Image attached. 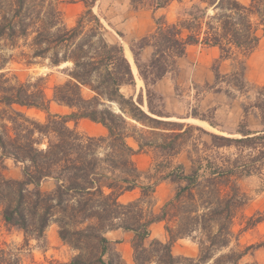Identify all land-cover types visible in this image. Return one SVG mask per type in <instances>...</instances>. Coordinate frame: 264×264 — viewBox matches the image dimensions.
<instances>
[{
	"label": "trees",
	"instance_id": "trees-1",
	"mask_svg": "<svg viewBox=\"0 0 264 264\" xmlns=\"http://www.w3.org/2000/svg\"><path fill=\"white\" fill-rule=\"evenodd\" d=\"M62 1L0 0V209L5 223L21 228L27 241L42 239L56 223L62 240L78 250L71 264H128L114 258L112 241L105 235L114 230L134 233V264H240L245 253L231 247L233 223L248 197L238 181L264 169V100L255 105L261 111L262 131L241 130V136L231 137L197 127L210 140L203 148L186 150L188 171L186 164L173 165L170 159L185 150V136L196 127L166 120L153 107L154 97L163 101V95L150 86L176 67L194 44L218 47L219 59L240 61L245 76V62L260 41L259 27L264 31V0H200L203 16L158 22L154 33L140 42V48H153L148 67L139 64L132 49L147 100L143 90L137 97L122 92L125 85L135 84V74L123 46L108 40L101 17L93 11L97 0L85 2L87 10L73 26L64 22ZM211 8L214 13L204 19ZM37 59L51 67L71 64L63 70L67 79L56 83L52 94L46 76L21 80L4 71L11 62L30 67ZM52 102L71 112L51 113ZM25 109L48 115L42 121ZM81 119L102 124L107 135H86L69 125ZM214 148L213 155H203ZM222 148L236 152L223 154L218 150ZM152 149L169 161L156 163L155 171L164 175L143 185L135 156ZM6 159L22 167L21 179L5 175ZM49 179L55 186L44 190L42 184ZM160 179H169L177 188L156 207ZM137 189V198L121 200ZM161 222L168 240L153 238L148 243L151 227ZM185 237L198 241V257L173 253V243ZM9 261L6 249L0 248V264Z\"/></svg>",
	"mask_w": 264,
	"mask_h": 264
},
{
	"label": "rangeland",
	"instance_id": "rangeland-1",
	"mask_svg": "<svg viewBox=\"0 0 264 264\" xmlns=\"http://www.w3.org/2000/svg\"><path fill=\"white\" fill-rule=\"evenodd\" d=\"M91 1L63 0L59 7L63 13L64 22L68 26L75 25L78 16L87 10L85 2ZM240 1L245 4L250 2V0ZM204 7L205 5L200 0H97L93 11L101 17L107 29L108 40L122 45L124 52L125 48L128 47L133 54L136 65V57L132 51L134 49L139 64L142 67H148L153 48L151 45L140 48L141 38L151 36L157 28L158 22L175 23L192 17V14L203 16L201 9ZM138 10L147 11V15L143 18L151 19L152 22L144 35L131 31L132 28L128 29L120 25L124 23V19L134 17V11L138 12ZM151 10H154L153 14H151ZM213 13L214 10L209 9L208 15H205L204 19L208 20L209 15ZM104 15L111 19L109 23H107L108 20L104 22ZM258 35L260 37L259 44L245 62V76L242 75L243 66L240 61L234 59L220 60L219 51L215 58L211 52L206 50L205 46L196 44L189 47V51L178 60L177 66L162 78L169 87L171 93L169 96L163 95L158 89L157 84L160 80L155 86H150L158 95H163V101L158 96L154 97L153 107L162 111L166 120L196 127L185 136V150L177 157L170 159L173 165L184 163L189 171L190 162L186 150L196 147L203 148V142L210 140V136L197 127L208 132L231 137L241 136L239 133L241 130H263L261 111L255 106L259 99L264 100V31L261 27L258 29ZM5 53L10 54L12 51L6 50ZM36 61L37 63L30 67H26L22 63L11 62L4 71L9 73V76L17 75L21 80L46 76L48 80L47 91L52 94V87L67 79V74L63 70L71 64L66 63L59 67H51L47 61L43 62L41 59ZM138 79L142 80V83ZM135 80L134 85L122 87V92L127 96L134 95L137 97L139 92L143 90L144 98L147 100L146 84L140 77L138 68ZM84 93L91 95L88 89H84ZM145 106L146 109H144L147 110V103ZM25 111L28 115L42 121L46 120L48 115L47 112L38 109H25ZM50 112L69 114L71 109L52 102ZM194 118L206 122L211 127L194 121ZM69 125L90 136H105L108 132L102 124L89 119H81L77 123L70 121ZM138 127L143 126L138 124ZM129 142L137 148V144L132 138L129 139ZM218 150L227 155L236 152L234 148ZM216 152L217 149L214 148L204 152L203 155H213ZM135 161L142 173L141 182L143 185H147L164 175L163 170L156 172L154 165L160 162L167 163L169 159L159 150L152 149L137 154ZM3 171L9 178H22V167L12 159L5 160ZM238 183L248 200L234 220L233 231L235 234L231 247L245 253L240 264H264V220L260 222L249 221L251 216H254V219L260 216L264 217V169L260 173L240 178ZM54 186L55 181L52 179L46 180L42 184L44 190H51ZM176 188L177 184L169 179H160L154 194L156 207L172 198ZM139 194L140 190L137 189L122 196L121 200L129 201L137 198ZM164 225V223H155L151 227L152 236L147 240L148 243L153 238L162 241L168 240ZM105 235L112 241L114 258H121L128 264H134L132 246L134 233L109 231ZM120 242L122 243L119 244ZM0 248L6 249L11 264H71L72 259L78 253V250L62 240L56 223L50 224L42 239L29 237L27 241L21 228L5 223L1 209ZM172 250L175 255L198 257L199 243L192 237L180 238L173 243ZM224 251H228V249Z\"/></svg>",
	"mask_w": 264,
	"mask_h": 264
},
{
	"label": "crops",
	"instance_id": "crops-1",
	"mask_svg": "<svg viewBox=\"0 0 264 264\" xmlns=\"http://www.w3.org/2000/svg\"><path fill=\"white\" fill-rule=\"evenodd\" d=\"M99 6V4H98ZM159 9H162V8H159ZM158 9V10H159ZM153 11L154 10H151V14H153ZM157 11V10H156ZM134 17H130V18H126L124 19V23H121L120 25L121 26H125L127 27L128 29L129 28H132L131 31H135L136 33L138 34H141V35H144V33L146 32L147 29H149V26L152 25V22L150 21L151 19H146V18H143V16L147 15V11H141V10H138V12L134 11ZM140 16V17H139ZM108 20V22H107ZM107 22L109 23L111 21V19L107 16L104 15V22ZM124 24V25H123ZM148 27V28H147ZM150 31V30H149ZM148 31V32H149ZM151 32V31H150ZM196 45V44H194ZM194 45H190L188 46L187 48V52L189 51V47L191 46H194ZM201 45V44H199ZM206 50L216 58V55H217V52L219 51V56H220V50L218 47L216 46H211V47H205ZM146 50V49H145ZM131 51V50H130ZM206 52V51H205ZM125 53V52H124ZM132 53V52H131ZM152 53V52H151ZM126 55V54H125ZM133 56V54H132ZM218 56V57H219ZM151 57V56H150ZM130 61V60H129ZM133 64H134V58H133ZM207 64V63H206ZM135 68H136V65L134 64ZM202 68V67H200ZM137 70V68H136ZM134 72V71H133ZM157 87L158 89L163 93V95H166V96H169L171 93L169 92V87L167 86V84H165L163 82V80L161 79L158 84H157ZM162 223V222H161ZM118 231H121L122 233H126L128 231H123V230H114V231H110V232H118ZM122 242H120L119 244H121Z\"/></svg>",
	"mask_w": 264,
	"mask_h": 264
},
{
	"label": "bare ground",
	"instance_id": "bare-ground-1",
	"mask_svg": "<svg viewBox=\"0 0 264 264\" xmlns=\"http://www.w3.org/2000/svg\"><path fill=\"white\" fill-rule=\"evenodd\" d=\"M125 54H126V57L130 60V62H131V64H132V67H133V71H134V73L135 74H137V70H136V68H135V66H134V64H133V56H132V53H131V51L129 50V48L128 47H126L125 48ZM139 78V77H138ZM139 80V82L140 83H142V80H140V79H138ZM194 121H197V122H199V123H201V124H203V125H205V126H207V127H211V126H209L206 122H204V121H202V120H199V119H193Z\"/></svg>",
	"mask_w": 264,
	"mask_h": 264
}]
</instances>
